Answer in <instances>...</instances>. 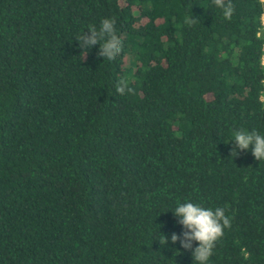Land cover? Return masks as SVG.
<instances>
[{"label": "trees", "instance_id": "trees-1", "mask_svg": "<svg viewBox=\"0 0 264 264\" xmlns=\"http://www.w3.org/2000/svg\"><path fill=\"white\" fill-rule=\"evenodd\" d=\"M231 4L0 0V264H197L187 202L231 220L207 264H264V159L231 153L264 135V0ZM109 17L121 54L83 59Z\"/></svg>", "mask_w": 264, "mask_h": 264}, {"label": "clouds", "instance_id": "clouds-1", "mask_svg": "<svg viewBox=\"0 0 264 264\" xmlns=\"http://www.w3.org/2000/svg\"><path fill=\"white\" fill-rule=\"evenodd\" d=\"M213 3L222 9L225 19H231L234 7L231 0L225 3V0H213ZM116 18H103L97 28L91 25L87 28V32H82L75 37L79 42L78 46L84 51L83 59L87 51L94 45H99L98 56L109 61H114L119 56L123 49V41L116 33ZM115 91L124 95L132 93L134 90L129 86L127 79H120ZM234 139L233 149L231 153L234 157L239 151H247L251 149L253 157L259 161L264 159V135H261L256 130L247 131L243 128L235 130L233 133ZM173 214L178 217V223L182 225L184 231L180 236L171 234L173 243L179 240L181 247L192 250L193 260L197 264H207V261L213 254L215 243L223 234L225 228L231 227V220L225 214L223 207H217L214 210L205 208L192 202L179 204ZM161 245L166 243L168 237L162 235ZM197 242V247H192V242Z\"/></svg>", "mask_w": 264, "mask_h": 264}, {"label": "built area", "instance_id": "built-area-1", "mask_svg": "<svg viewBox=\"0 0 264 264\" xmlns=\"http://www.w3.org/2000/svg\"><path fill=\"white\" fill-rule=\"evenodd\" d=\"M261 21H262V25L264 24V17L261 18Z\"/></svg>", "mask_w": 264, "mask_h": 264}]
</instances>
